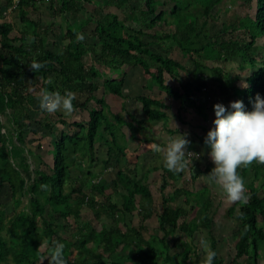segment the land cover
<instances>
[{
    "label": "trees",
    "instance_id": "1",
    "mask_svg": "<svg viewBox=\"0 0 264 264\" xmlns=\"http://www.w3.org/2000/svg\"><path fill=\"white\" fill-rule=\"evenodd\" d=\"M3 1L6 7L17 11L23 28L19 34L11 36L15 31L13 23L5 21L0 27V129L4 130L0 134V186H8L13 200L11 208L0 204V264L10 259L15 264H39L55 240L65 245L66 259L71 252L77 253L72 264H125L128 255L132 256L130 264H202L205 257L193 243L195 233L202 228L209 232V251L216 253L213 264H259L264 251V225L260 224V217L264 219V195L260 194L255 181L247 184V204L235 202L225 209V216L237 220L240 226L234 244L236 254L228 262L219 255L218 240L212 234L210 190L206 186L192 188V182L201 173L194 172L190 163L177 174L169 172L163 164L151 168L153 171L161 169L157 189L162 211L157 217L158 229L163 235L150 233L148 239L143 235V231L148 230L144 224L153 213L145 211L143 204L151 203L154 195L149 187V176L142 183L132 176L136 168L118 169L116 177L108 181L88 172L92 178L90 185H87L88 179L73 180L70 188L67 185L71 168L81 162L72 155L79 152V155L89 156L90 161L95 160L96 142L105 141L107 145V158L103 160L105 170L112 159L119 164L122 158L130 156L128 148L119 141L120 136L123 138L119 131L121 126H127L132 138H136L135 132L144 130L149 122L162 121L166 130L175 136L185 132L183 126L189 125L184 112L193 109L202 118H208L200 104V95L206 90L209 79L219 85L226 99L231 96L241 100L244 110L251 111L257 94L264 98V0H249L252 14L240 10L235 23H224L214 32L208 24L223 0H102L98 7L103 15L95 21L78 18L81 3L90 4L94 0ZM170 1L173 5L168 12L162 7ZM43 5L46 10H41ZM46 15L50 16V19L45 18L48 22L43 19ZM59 16L69 19L62 32L58 31L54 20ZM90 23L95 25L96 42L85 44L77 37L84 36L85 27ZM51 36L53 46L63 44L60 53L49 48ZM146 37L157 42L172 41L189 63L155 53ZM88 54L92 56L91 63L86 62ZM236 60L240 69H250L244 77L247 88L238 84L242 75L225 70L227 64ZM33 61L42 63L43 67L33 72L29 68ZM136 67L142 68L143 76L155 83L171 103L139 95L137 100L145 118L138 119L129 113L131 121H126L111 112L105 97L96 93L102 86L114 99H124L123 76ZM95 79H102V84ZM37 84L41 89L61 94L66 90L72 92L74 107L89 113L87 122L72 124L57 114L60 123L70 124L72 131H61L51 144L50 173L32 169L27 155L35 152L32 146L22 147L29 145L24 136L32 125L27 111L35 97L32 87ZM83 94L88 97L80 104L79 97ZM89 102L94 103L91 109H88ZM169 111H173L180 126L168 127ZM4 116L16 130L15 144H11L16 146L15 150L8 145L13 137L3 123ZM40 126L53 129L49 123H40ZM188 147H192V143ZM134 155L133 161H136L139 154L134 152ZM187 168L189 177L185 173ZM213 168L214 163L209 158L205 169L210 172ZM250 170L255 179L264 177V165L253 162L239 169L244 182ZM179 180L182 185L168 193ZM24 198L28 205L18 211ZM85 207L91 210L95 220L102 221L108 216L114 219L115 226L102 222V228L97 230L91 220L83 218ZM135 212L141 217L140 225L124 224L126 229L122 228L120 217L125 220L127 214L133 217ZM62 231L68 234L66 238L60 236ZM180 232L186 235V240L177 237ZM43 240L48 246L41 252ZM44 261L49 264L48 259Z\"/></svg>",
    "mask_w": 264,
    "mask_h": 264
},
{
    "label": "rangeland",
    "instance_id": "2",
    "mask_svg": "<svg viewBox=\"0 0 264 264\" xmlns=\"http://www.w3.org/2000/svg\"><path fill=\"white\" fill-rule=\"evenodd\" d=\"M102 0H94L93 3L87 4V3H81L80 7V14H78L79 20H93L99 19L103 12L101 11V8L98 7V4ZM161 1H168V0H161ZM173 2H168L167 5H164L162 8L166 9L168 12L170 8L172 7ZM45 9L44 5L41 7V10ZM46 10V9H45ZM114 9H112L113 11ZM240 10L248 11L249 13H253V9L249 8V0H223V2L218 6L217 9L214 10L215 18L209 22V29L211 31H217L222 28L223 24H233L235 23V18L240 13ZM0 13H3L2 16H0V27L3 24L2 22L9 21L14 24L15 31L11 33V36H14L15 34H19L20 31L23 28V25H21L18 13L17 11L8 8L5 6V3L3 0H0ZM37 14V13H36ZM38 15V14H37ZM47 19H50V16L43 17L45 22H48ZM68 16H59L58 18L54 19L56 26H58V31L62 32L65 31L67 24L69 22L67 20ZM50 22V21H49ZM61 26V28L59 27ZM95 25L94 23L88 24V26L85 27V33H84V39L83 42L85 44H93L96 42V37L93 32ZM55 29V27H54ZM211 33V32H210ZM61 36V34H59ZM54 40V37L51 36L48 38V45L49 48L57 53H60L63 48V44H58L56 46L52 45V42ZM147 42H151L150 48L155 52L162 54L163 56L172 57L184 64H188V58L183 56L182 52L173 45L172 41H166V42H157L153 41L150 37H146ZM92 56L90 54L86 57V62L91 63ZM239 60L232 61L231 63L227 64L225 67L226 71H230L233 74L239 73L242 75L241 81L238 82V84L242 85L244 84V77L247 76L250 73L249 67L246 69H240L238 67ZM211 66H214L211 64ZM143 70L141 67H136L128 70L126 74L123 76L124 78V88L123 93L125 95L124 99H114L108 92L105 91L104 88H100V90L96 93L97 96H104L107 100L108 104L111 106V112L120 115L123 117L126 121H131V118L129 116V113L133 114L136 118L142 119L145 118V115L142 112V105L137 100V97L139 95H149L152 97H157L159 99H162L164 101L168 100L167 102L171 103V100L166 98L165 93H162L158 86L147 80L143 76ZM122 77H120L121 79ZM94 81L98 82L100 85L102 84V79H95ZM33 88V89H32ZM32 91L34 94V100L33 104L28 108L29 118L31 119L30 124L31 130L25 131V139L28 141L29 145L28 147L22 146L23 148H29L35 152L34 154H29L28 160L29 164L32 169L40 168L43 172L50 173V168L53 164V151L51 144L54 142V140L57 139V136L61 131H67L71 132L72 129H70V124L74 121L78 122H87L89 119V113L88 110H84L82 108H75L74 112L70 117H65L61 111H58L55 114L48 115V114H42L38 107V101L37 96L39 95L41 88L40 85H34L32 87ZM39 89V90H38ZM105 93V94H104ZM87 94H83L79 97V103L82 104L87 99ZM237 99L234 97L225 98V96L221 93L219 85L209 79L207 81V87L206 90L200 95V104L203 106L204 109H206V112L208 114V118H202L200 114L195 112L193 109H190L187 112H184L183 115L187 122H189V125L183 126L185 129V132L180 133L185 136V138L189 141V143H192V147H188L189 143L186 145V149L194 154V158L192 160V166L191 169L194 172H200L201 176L195 181L192 182L194 185L192 186L193 189H200L204 186L208 187L210 190V193L208 194V199L212 203V208L210 211V214L214 217L213 224H212V234L216 239L218 240V252L219 255L225 260V262H228L230 259H232L235 254L236 250L234 248V244L236 241V235L240 229L239 222L233 218H227L225 216V209L229 207V205H232L233 203H228L226 200V197L223 195V193L217 188V186L211 182L207 175L211 172L207 171L205 169L206 163L208 159L210 158L209 152L210 147L205 144L204 140L207 135V132L214 127L213 120L215 119L214 115V108L213 106L216 103H223L225 106L229 104L231 101H236ZM94 105L93 102L88 103V109H91V107ZM109 112V111H108ZM61 115L64 120L69 122L70 124L68 126H62L60 123V119L58 115ZM110 114V112H109ZM169 115V121H168V127L169 128H175L176 126H180L179 121L175 118L173 111L168 112ZM111 116V115H110ZM112 120L113 117L111 116ZM3 123L7 130L12 131V139L10 142H8V145L15 144V132L16 130L13 129V123L9 121L7 117H3ZM40 123H50L53 126L52 131H49L48 129H45L40 126ZM28 125V124H27ZM28 126H25V129H27ZM62 128V129H61ZM74 129V128H73ZM120 134L123 135V138H119V141L121 144L125 145L128 148V152L130 156L126 158H122L121 162L118 164L115 159H112L110 161L109 166L105 170V166L103 164V160L107 158V145L105 141H99L95 144V151L94 156L95 160L90 161L89 156H83L80 153L73 154L72 157L75 159H79V164L72 167L70 170V181L67 186L70 188V186L73 185V180H83L85 181L88 179V184L90 185V181L92 178L88 176V172L97 174V177L102 176L104 179H107L108 181H111L116 177V173L118 169H124L126 171L130 169L132 170V176L137 178L139 182H146V177L149 176L150 184L149 187L153 191L154 195L152 198L151 203L145 202L143 204L145 211H151L152 216L148 218L145 221V226L148 230L143 231V235L146 239H148L149 234H156V235H163V232L158 229V217L157 214L162 211V199L161 195L158 192V186L160 183V174L161 169L157 171L151 170L152 167H159L161 164H163V155L161 153H157L154 150V146H159L162 150L165 147V145L169 142L170 139L178 138L180 134H177L175 136H172L164 127V124L162 121H152L149 122L145 129L142 131L135 132V137L132 138L131 131L127 126H121L120 127ZM8 134V132H7ZM11 136V134H10ZM106 138L107 134H105ZM150 140V143H142V140ZM39 142V143H38ZM17 146H21L18 142H16ZM39 145V146H37ZM15 150V145H11L10 149ZM67 147H70V144H67ZM12 151V155L14 158H16L15 151ZM18 152L20 149H16ZM67 153L69 151L65 150ZM134 152L139 154V158L136 161H133L135 159ZM66 153V154H67ZM38 155L41 158H38ZM19 157V156H18ZM12 159H14L11 156ZM18 162V161H17ZM215 167V165H214ZM0 168H1V160H0ZM149 170H151V173H149ZM186 177L190 176L189 169L185 171ZM87 181V180H86ZM255 181L256 185L260 189V194L264 195V177L260 176L259 178L255 179L253 176V171L250 170V173L247 176V179L245 181V187H247V184L250 182ZM72 184V185H71ZM182 185V181L179 180L176 182V184L168 189V193H171L173 189L176 187H180ZM181 199L183 200V196H181ZM182 200L179 199V202ZM0 204H5V206H8L11 208L13 205V200L10 196V190L8 186L5 184L4 186H0ZM26 205H28V200L24 198L22 200V204L20 205L17 210H22ZM82 216L86 220H91L94 227L97 228V230H100L102 228V222L106 223L109 227L115 226V221L112 218H108V216H105L102 221H97L93 218V214L91 210L87 207H85L82 211ZM123 220L120 217L121 223L120 226L122 228L124 227V224L131 225V226H139L141 217L137 212L134 213L133 217L129 214H127ZM260 224L264 225V219L263 217H260ZM126 229V226L124 227ZM60 236L63 238H66L68 236L67 233L62 231L60 233ZM177 237H179L180 240H186V235L183 232H180L177 234ZM204 238L210 247V237L209 232L207 229L202 228L201 230H198L193 238V243L196 245L197 249L199 250L200 254L205 257L206 253L210 250V248H204L200 245L199 241L201 238ZM57 241V240H55ZM47 242L43 240V243L40 246V251L44 252L47 249ZM176 251L175 248L171 250L172 253ZM127 253V252H125ZM129 252L127 253V255ZM77 253L75 251L71 252L69 254V258H67V264H72V262L75 260ZM135 255V254H131ZM125 259V264H130L132 260V256L128 255ZM244 258L242 259V261ZM44 260L42 261V264H44ZM5 264H15L13 260H9V262ZM40 264V262H39ZM259 264H264V251L261 252V258L259 260Z\"/></svg>",
    "mask_w": 264,
    "mask_h": 264
},
{
    "label": "clouds",
    "instance_id": "3",
    "mask_svg": "<svg viewBox=\"0 0 264 264\" xmlns=\"http://www.w3.org/2000/svg\"><path fill=\"white\" fill-rule=\"evenodd\" d=\"M83 40V35L77 37ZM43 67L42 63L31 62L29 68L34 72ZM247 88V83L243 84ZM75 96L70 91L61 94L58 91L41 89L37 96L38 107L42 114L52 115L61 111L65 117L74 112L72 101ZM214 127L205 137V144L210 147L209 156L215 167L207 175L226 197L228 203L247 204L245 182L239 169L250 166L253 162L264 165V98L255 97L251 111L244 110L241 100L231 101L227 106L216 103L214 106ZM0 129V134L3 133ZM189 141L184 135L170 139L163 150L154 146L157 153L163 155V166L173 174L180 173L189 163L192 164L194 154L186 149ZM43 243V242H42ZM200 245L208 248V242L202 237ZM65 245L54 241L48 254L41 257L40 264L48 259L49 264H67L64 256ZM215 251H208L202 264H213Z\"/></svg>",
    "mask_w": 264,
    "mask_h": 264
},
{
    "label": "crops",
    "instance_id": "4",
    "mask_svg": "<svg viewBox=\"0 0 264 264\" xmlns=\"http://www.w3.org/2000/svg\"><path fill=\"white\" fill-rule=\"evenodd\" d=\"M2 23H3V22H2ZM46 124H48V123H45V125H46ZM49 124H50V123H49ZM62 126H63V125H62ZM61 129H62V128H61ZM30 130H31V129H30ZM30 130H29V131H30ZM49 131H50V130H49ZM51 131H52V130H51ZM38 143H39V142H38ZM37 146H39V145H37ZM32 147H33V146H32ZM38 156H39V155H38Z\"/></svg>",
    "mask_w": 264,
    "mask_h": 264
}]
</instances>
